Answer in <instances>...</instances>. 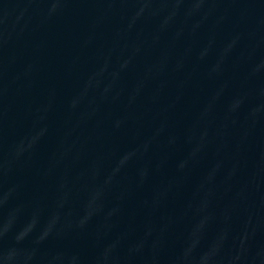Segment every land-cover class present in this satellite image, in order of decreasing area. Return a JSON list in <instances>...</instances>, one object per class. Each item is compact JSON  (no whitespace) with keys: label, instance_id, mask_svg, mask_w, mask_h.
Segmentation results:
<instances>
[{"label":"water","instance_id":"1","mask_svg":"<svg viewBox=\"0 0 264 264\" xmlns=\"http://www.w3.org/2000/svg\"><path fill=\"white\" fill-rule=\"evenodd\" d=\"M113 0H0V264H61Z\"/></svg>","mask_w":264,"mask_h":264}]
</instances>
